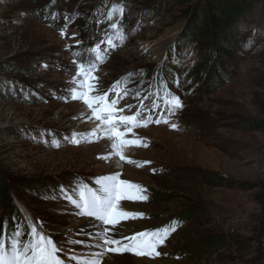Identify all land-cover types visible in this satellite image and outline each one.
<instances>
[{"label": "rangeland", "instance_id": "obj_1", "mask_svg": "<svg viewBox=\"0 0 264 264\" xmlns=\"http://www.w3.org/2000/svg\"><path fill=\"white\" fill-rule=\"evenodd\" d=\"M205 1L161 0L157 7L155 0H0V183L8 194L0 200V236L6 247L16 232L27 241L34 225L45 235L47 227L56 230L50 238L68 249L59 254L63 259L87 255L94 238L65 197L77 198L84 185L99 191L97 179L119 174L147 197L129 209L142 218L122 224H137L136 233L175 229L157 248L158 258L126 254L159 264H264L258 200L264 194V0H238L240 37L231 61L186 40L189 15L202 17ZM114 6L123 16L117 12L108 21ZM108 38L116 47L101 43ZM97 54L103 62L91 82L99 94L119 81L115 91L128 94L117 107L133 106L118 115H133L142 101L150 107L165 90L182 101L174 115L164 111L168 123L129 133L126 138L147 144L127 148L139 150L136 159L121 161L100 122L71 99L74 79L82 78L73 61L87 65ZM114 163L127 165L134 179ZM83 245L89 250L80 253Z\"/></svg>", "mask_w": 264, "mask_h": 264}, {"label": "snow or ice", "instance_id": "obj_2", "mask_svg": "<svg viewBox=\"0 0 264 264\" xmlns=\"http://www.w3.org/2000/svg\"><path fill=\"white\" fill-rule=\"evenodd\" d=\"M123 11L122 7L114 6L112 11L108 13V21H112L114 14L117 12L122 17ZM66 27L67 25H65V29ZM110 27L118 30L121 41L126 39L122 32H119V25L117 23H111ZM61 35H65V32L62 31ZM101 43L109 47H116L111 38ZM98 48L99 45H97ZM101 62H103V57L99 54L96 55L95 60L89 62L87 65L83 62L77 63L73 61L78 69L77 76L82 78L74 79L73 83L75 86L70 89L71 99L79 100L87 106V109L91 112L90 118H94L100 122L97 128L101 129L103 137H107L113 141V152L121 161H124L126 160L122 151L124 148L147 147V144L141 139L126 138L133 129L146 128L152 123L157 125L168 123V119L164 117V111H167L168 116H172L183 105L178 96L165 90L163 96L158 94L155 96L150 107L142 101L140 107L137 108V111L133 115H118V113H123L125 108L130 110L133 106L126 105L125 108L117 107L123 96H127L128 94L124 92L121 95L120 91H115L117 85L120 83L119 81L108 92L99 94L96 84L91 81L97 79L93 73ZM113 91H115L116 98L109 100V93ZM93 93L96 94L94 95ZM136 97L139 98V93L136 94ZM67 99L66 97L65 101ZM148 99V96L144 97V100ZM161 101H163V105ZM145 113H147V116L144 115ZM154 115L155 119L153 118ZM172 127L175 129L177 125L172 124ZM92 135L95 136L96 132L94 131ZM72 142L79 144L81 141L78 136L74 135ZM86 142L91 143L94 141L87 140ZM56 146L59 147V144L57 143ZM103 158L110 159L111 157L107 156ZM127 163L132 164L135 162L127 159ZM96 183L99 185V191L84 185L77 189V198L71 195H66L65 197L79 210L78 216L92 218L99 222L97 231L87 233L95 241L87 246L96 249L95 251H91L87 255H71L62 259L58 253L63 251V249L52 238L38 232L37 228L33 226L31 227L30 236L27 241L21 242L19 240L20 233L16 232L14 234L16 238L11 240L10 247H6L4 237L0 236V264H66V260L72 261L73 264H102L103 258L107 253H123L125 251H134L137 256H148L151 258L160 256L157 248L164 243L170 232L175 230L174 228H165L152 232L144 231L131 236L120 235L117 228V225L120 228L125 226L121 223L122 221L142 218V213L126 211L121 206V201L123 200L147 199L146 196L139 195L140 192L144 191L141 186L121 180L119 174L101 177L97 179ZM125 240L128 241L127 244L122 243ZM67 243L83 244L84 242L69 240Z\"/></svg>", "mask_w": 264, "mask_h": 264}, {"label": "trees", "instance_id": "obj_3", "mask_svg": "<svg viewBox=\"0 0 264 264\" xmlns=\"http://www.w3.org/2000/svg\"><path fill=\"white\" fill-rule=\"evenodd\" d=\"M186 1L181 0V3H186ZM155 2H157L155 6H161L158 4L161 0H155ZM241 8L238 0H206L202 4V17L196 11L189 15L185 33L186 40L199 50L203 49L209 54H216L221 59L226 58L231 61V54L236 46L234 39L240 37V32L234 27V22ZM6 198L8 194L5 184L0 183V200ZM258 200L263 203L264 209V194L260 195ZM211 245L217 244L209 242V246Z\"/></svg>", "mask_w": 264, "mask_h": 264}, {"label": "bare ground", "instance_id": "obj_4", "mask_svg": "<svg viewBox=\"0 0 264 264\" xmlns=\"http://www.w3.org/2000/svg\"><path fill=\"white\" fill-rule=\"evenodd\" d=\"M177 122V121H176ZM175 120L172 121V123L170 124V126L172 127V124H175L176 123ZM177 125V123H176ZM112 142V141H111ZM110 148H112V143H110ZM92 149L89 150V153H92ZM122 151H124V155L125 156H128L129 158H132V159H136L135 158V155L138 153V149H123ZM137 156V155H136ZM114 167H117V168H121L123 170H126L128 173H129V179H134V171H132L127 165L125 164H120V163H114L113 165ZM125 171V172H126ZM136 172V171H135ZM131 201V200H129ZM128 201H121V206L122 208L126 209V210H132L134 209L136 206H135V201L132 200L131 202H129L128 204H126ZM75 212H79L77 209H73ZM129 210V211H130ZM79 217V221H80V224L82 226H84L86 229V232H89V233H93L95 231L98 230L99 228V222L93 220L92 218H88V217ZM122 223V222H121ZM125 225L123 228H120L119 225H117V228L119 229V234L120 235H127V236H131V235H134L137 231H139L140 229L137 228V224H123ZM34 226V225H32ZM47 235H49V237H52V236H56L57 237V232L54 228H51V227H47ZM54 238V237H52ZM122 243L124 244H127L128 241H123ZM63 249V248H62ZM76 249H81L80 250V253H83L85 252V250H89V248L87 246H81V247H77ZM96 249H93V251H95ZM68 249H63V251L59 252L58 255L61 253V254H65L67 253ZM71 254V253H70ZM112 254V255H111ZM107 253L105 255V257L103 258V261H102V264H159L160 260L156 259V260H151V259H147V258H137V257H133V256H130L128 254H126L125 252L123 253ZM79 255V254H78ZM80 256V255H79ZM62 259H63V255L60 256ZM155 258H158V257H155ZM68 263V261L66 260V264Z\"/></svg>", "mask_w": 264, "mask_h": 264}]
</instances>
